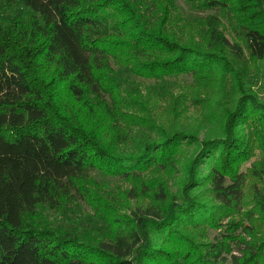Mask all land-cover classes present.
Wrapping results in <instances>:
<instances>
[{"label": "trees", "instance_id": "trees-1", "mask_svg": "<svg viewBox=\"0 0 264 264\" xmlns=\"http://www.w3.org/2000/svg\"><path fill=\"white\" fill-rule=\"evenodd\" d=\"M184 1L0 0V264H264V0Z\"/></svg>", "mask_w": 264, "mask_h": 264}, {"label": "rangeland", "instance_id": "rangeland-1", "mask_svg": "<svg viewBox=\"0 0 264 264\" xmlns=\"http://www.w3.org/2000/svg\"><path fill=\"white\" fill-rule=\"evenodd\" d=\"M176 4L178 5V7L181 9V11L184 13V15L189 18V19H194L197 16H203L205 15V13H200V12H195L193 11L189 5L184 1V0H175ZM223 27L225 28L224 31L227 32V35H232L231 34V27L228 26V23L226 21H223ZM42 61L39 58L33 65H32V75L34 77H38V79H42L45 81V88H47V90L49 91L48 94H46V98H48V96H50V99H52V101H57V102H63L64 99V88L62 87V85H58L57 83H55V81L52 80V75L48 76L44 73V77L41 76L40 74V70L42 69L41 64ZM258 66V74L257 75H252V78H254V91L255 94L259 96V98H263L264 97V61L262 62H258L257 63ZM255 68V67H254ZM253 69V68H252ZM251 69V70H252ZM253 73H257V69L255 68ZM48 76V77H47ZM140 81L141 79H137L136 83ZM148 84H151L150 82H146ZM67 97V96H66ZM49 99V98H48ZM262 160V156H261V152L257 149L255 151V154L253 157H251V159H249L247 162H245L242 165V170H247L252 168L253 165L258 164L260 161ZM95 178L96 181L95 183H99V186L101 187L100 190H106L109 193L106 192L107 196H110L109 202L112 204H118L119 200H120V192L122 190L127 189L126 187L129 186V184H124L122 183V181L119 178H113V177H107V176H103L100 173H95ZM254 181H257V179H254L253 177L250 178V184ZM136 184H138V181L136 180ZM122 188V189H119ZM202 188H197L195 190V192H200ZM105 193L104 191L101 192V194ZM114 193L117 197H113ZM105 196V195H104ZM202 197L206 196L205 193L203 192ZM116 198V199H115ZM208 198V196L206 197V199ZM82 207L77 208L76 210L80 209L78 211L79 215H84V214H89L91 216L94 215V211L92 210L91 207L87 206L86 204H82ZM250 207V205H247ZM120 213H118V215H114L116 218H120L121 216H119ZM52 216V215H51ZM83 221V220H82ZM59 222H62V219L59 220ZM90 223V222H89ZM115 224V223H114ZM88 223H85V229L83 231L89 232L90 231V226ZM98 228H100V232H104L106 225H104L103 223H99L98 224ZM217 232L215 231H210V238L213 239L215 236H217Z\"/></svg>", "mask_w": 264, "mask_h": 264}]
</instances>
